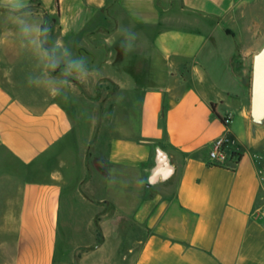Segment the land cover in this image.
Masks as SVG:
<instances>
[{
    "label": "crops",
    "instance_id": "obj_1",
    "mask_svg": "<svg viewBox=\"0 0 264 264\" xmlns=\"http://www.w3.org/2000/svg\"><path fill=\"white\" fill-rule=\"evenodd\" d=\"M30 4L101 77L67 98L31 88L34 61L0 28L7 264H58L61 236L63 264H264V124L248 78L264 0ZM120 25L137 33L128 55ZM103 81L119 87L108 106L86 93ZM219 139L234 168L210 163Z\"/></svg>",
    "mask_w": 264,
    "mask_h": 264
},
{
    "label": "clouds",
    "instance_id": "obj_2",
    "mask_svg": "<svg viewBox=\"0 0 264 264\" xmlns=\"http://www.w3.org/2000/svg\"><path fill=\"white\" fill-rule=\"evenodd\" d=\"M0 28L10 30L19 49L34 61L35 70L26 77L31 88L67 98L78 85L88 86L101 77L86 56L75 55L64 41L53 38L51 25L36 16L30 0H0ZM116 35L124 55L135 50L138 37L130 27L118 26Z\"/></svg>",
    "mask_w": 264,
    "mask_h": 264
},
{
    "label": "water",
    "instance_id": "obj_3",
    "mask_svg": "<svg viewBox=\"0 0 264 264\" xmlns=\"http://www.w3.org/2000/svg\"><path fill=\"white\" fill-rule=\"evenodd\" d=\"M251 116L264 124V47L254 56L251 85Z\"/></svg>",
    "mask_w": 264,
    "mask_h": 264
},
{
    "label": "rangeland",
    "instance_id": "obj_4",
    "mask_svg": "<svg viewBox=\"0 0 264 264\" xmlns=\"http://www.w3.org/2000/svg\"><path fill=\"white\" fill-rule=\"evenodd\" d=\"M252 70H253V67L250 66V72H249V77H248L250 88L252 85ZM118 89H119V87L115 83H113L111 81H103L101 84H99L97 89H95V88L86 89V93H87V96L91 100L101 101L103 106H106V105L108 106L110 104L111 100L116 98V94L118 92ZM98 210H99V212H104L105 208H104V206H102L100 204V206H98ZM99 224H100L99 221H97V227H96L97 232H99V228H100ZM64 232H65L64 229L61 227V231H60L61 235H63ZM63 246H64V242H63V239L61 236L60 241H59V253H58L59 263L58 264H63L62 263ZM82 251H83V249H82ZM82 251L76 252L75 260H77V256L79 254H81ZM0 264H7L6 258L1 251H0ZM71 264H74V262H72Z\"/></svg>",
    "mask_w": 264,
    "mask_h": 264
},
{
    "label": "built area",
    "instance_id": "obj_5",
    "mask_svg": "<svg viewBox=\"0 0 264 264\" xmlns=\"http://www.w3.org/2000/svg\"><path fill=\"white\" fill-rule=\"evenodd\" d=\"M225 142H226L225 139H219L211 147L209 152L210 163L212 165L234 168L237 159L236 160L231 159L228 153L225 151ZM262 216L264 218V213L262 214Z\"/></svg>",
    "mask_w": 264,
    "mask_h": 264
},
{
    "label": "trees",
    "instance_id": "obj_6",
    "mask_svg": "<svg viewBox=\"0 0 264 264\" xmlns=\"http://www.w3.org/2000/svg\"><path fill=\"white\" fill-rule=\"evenodd\" d=\"M216 115L223 121V123L225 124V125H229V120L228 119H225V118H223V117H221L220 115H218L217 113H216ZM237 156V161L239 160V158H240V155L238 154V153H236L235 151L234 152H232V153H230V158H232V157H236ZM236 161V162H237Z\"/></svg>",
    "mask_w": 264,
    "mask_h": 264
}]
</instances>
